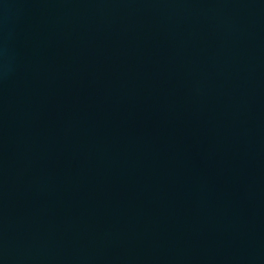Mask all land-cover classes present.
<instances>
[{"label":"water","instance_id":"1","mask_svg":"<svg viewBox=\"0 0 264 264\" xmlns=\"http://www.w3.org/2000/svg\"><path fill=\"white\" fill-rule=\"evenodd\" d=\"M0 264H264V0H0Z\"/></svg>","mask_w":264,"mask_h":264}]
</instances>
